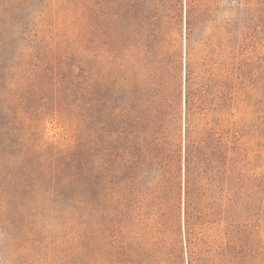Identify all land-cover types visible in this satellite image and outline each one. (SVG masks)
Returning a JSON list of instances; mask_svg holds the SVG:
<instances>
[{
    "label": "rangeland",
    "instance_id": "374dc122",
    "mask_svg": "<svg viewBox=\"0 0 264 264\" xmlns=\"http://www.w3.org/2000/svg\"><path fill=\"white\" fill-rule=\"evenodd\" d=\"M0 2L11 8L0 26V123H14L0 132V171L10 177V157L23 153L33 168L55 167L57 150L75 152L89 170L81 189L62 185L55 196L49 182L25 196L0 177V264H187L179 249L183 197L168 261L154 182L145 180L142 195L129 201L115 160L127 80L139 83L148 103L164 77L176 85L180 135L188 65L196 88L227 79L239 99L253 180L252 209L242 216L244 253L247 264H264V0Z\"/></svg>",
    "mask_w": 264,
    "mask_h": 264
},
{
    "label": "trees",
    "instance_id": "16d2710c",
    "mask_svg": "<svg viewBox=\"0 0 264 264\" xmlns=\"http://www.w3.org/2000/svg\"><path fill=\"white\" fill-rule=\"evenodd\" d=\"M1 9L5 17L0 15V26H4L8 24L6 18L11 8ZM191 10L194 7L190 4L189 26L193 23ZM192 75L188 65L185 122L180 135L177 122L180 95L176 85L164 77L155 99L148 103L139 83L133 78L127 80L118 114L115 178L131 202L142 195L145 180L154 182L160 233L165 235L168 261L174 256L168 237L174 234L176 213L181 208L176 205L179 194V201L183 197L179 217L184 236V247L179 249L185 250L187 264H247L242 216L245 208L252 209L247 198L251 191L248 185L253 180L244 166L246 129L242 119L237 118L239 99L229 80L217 87V82L210 79L204 90L195 87ZM13 125L2 119L0 132L12 129ZM64 153L57 150L55 155H59L60 162L55 167L33 168L32 156L24 153L16 159L10 157L14 160L11 164L14 171L9 177V173L1 170L0 177H7V181L9 177V186L25 196L36 193L48 182L54 188V196L59 193L56 188L62 185L81 189L88 181L89 170L77 161L75 152ZM70 159L73 173L67 177L63 174ZM9 195L13 197L15 193ZM68 200L70 197L65 199ZM73 202L76 204L78 200ZM70 207L72 211L80 208L71 204ZM128 264L137 263L131 259Z\"/></svg>",
    "mask_w": 264,
    "mask_h": 264
}]
</instances>
